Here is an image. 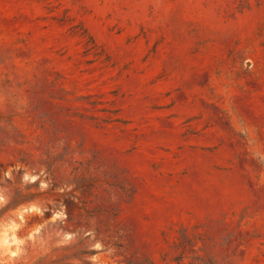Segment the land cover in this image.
<instances>
[{"label": "rangeland", "instance_id": "1", "mask_svg": "<svg viewBox=\"0 0 264 264\" xmlns=\"http://www.w3.org/2000/svg\"><path fill=\"white\" fill-rule=\"evenodd\" d=\"M72 245L264 264V0H0V264Z\"/></svg>", "mask_w": 264, "mask_h": 264}, {"label": "trees", "instance_id": "2", "mask_svg": "<svg viewBox=\"0 0 264 264\" xmlns=\"http://www.w3.org/2000/svg\"><path fill=\"white\" fill-rule=\"evenodd\" d=\"M71 249H76V246L75 245H72L70 246ZM68 248V249H70ZM92 255L93 253L92 252H88V251H81V250H77L74 252V254L72 255L73 258H77L79 260H82L81 261V264H92L91 262L87 261L84 257L86 255Z\"/></svg>", "mask_w": 264, "mask_h": 264}]
</instances>
